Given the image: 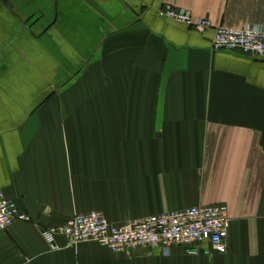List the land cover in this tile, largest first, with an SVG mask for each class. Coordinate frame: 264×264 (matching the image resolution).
Masks as SVG:
<instances>
[{
    "label": "crops",
    "instance_id": "crops-1",
    "mask_svg": "<svg viewBox=\"0 0 264 264\" xmlns=\"http://www.w3.org/2000/svg\"><path fill=\"white\" fill-rule=\"evenodd\" d=\"M221 25L264 29V0H0V189L32 218L0 233V264H264V57L215 51ZM219 203L225 253L41 234Z\"/></svg>",
    "mask_w": 264,
    "mask_h": 264
},
{
    "label": "built area",
    "instance_id": "built-area-1",
    "mask_svg": "<svg viewBox=\"0 0 264 264\" xmlns=\"http://www.w3.org/2000/svg\"><path fill=\"white\" fill-rule=\"evenodd\" d=\"M162 16L187 26L203 30L213 26L208 18L195 17L190 11L165 4L159 9ZM212 48L236 50L264 57V29L260 27L217 26L212 36ZM31 216L22 211L16 200L9 199L0 189V233L16 221L30 222ZM231 218L226 204L192 206L112 223L100 211L75 214L65 222L44 227L41 234L51 250L61 249L58 238L66 246L94 241L114 251H134L140 247H159L169 253L174 246H185L193 252L208 243L213 251L225 253Z\"/></svg>",
    "mask_w": 264,
    "mask_h": 264
}]
</instances>
